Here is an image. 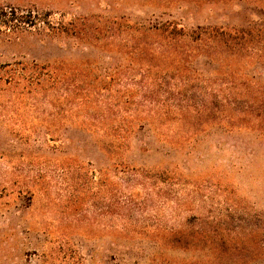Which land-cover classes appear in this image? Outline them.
Listing matches in <instances>:
<instances>
[{
    "label": "rangeland",
    "instance_id": "1",
    "mask_svg": "<svg viewBox=\"0 0 264 264\" xmlns=\"http://www.w3.org/2000/svg\"><path fill=\"white\" fill-rule=\"evenodd\" d=\"M0 264H264V0H0Z\"/></svg>",
    "mask_w": 264,
    "mask_h": 264
},
{
    "label": "trees",
    "instance_id": "2",
    "mask_svg": "<svg viewBox=\"0 0 264 264\" xmlns=\"http://www.w3.org/2000/svg\"><path fill=\"white\" fill-rule=\"evenodd\" d=\"M3 15L5 16V20H3V23L6 25H11L10 28H13L17 25H20L21 23L24 24H32L34 23V16L32 13H29L28 15H22L17 13L16 10H11V12H4ZM9 15V16H7ZM150 25V24H149ZM148 28V31H151V33H145L146 30H141L140 28L135 27H127L124 29L125 32H127L131 37L133 38H138L140 35H145L146 34H154L157 36V41L156 45H147L146 43L144 44L143 42H138L137 45H129L128 41L126 44H123L124 47L128 48L130 52H133L134 54H137L140 57L146 58L149 57V59H159L160 63L166 64V68L164 70V73L168 75V77L165 75L164 78L160 79V86H164L165 90L164 92H167V94H170L171 90V79H175L173 75H171L170 70L173 68L178 71L179 68L178 66L181 64L180 61L182 60L181 58H178V53L179 48L186 46L187 50L194 52L198 51L201 48H204V46L208 47H218L219 46V31L217 32H210V35L207 36L206 33L205 35H196L195 32L192 30H188L184 28L183 26H179L178 24H163V23H156L153 25H150L146 27L145 29ZM140 34V35H137ZM140 41H146V40H140ZM134 48V49H132ZM166 54V55H165ZM174 62V66L172 68V63ZM151 68L148 67L147 69L144 70V75L145 76H150V70ZM175 71L177 77L180 79V74H177ZM168 79H170V82H168ZM146 80V79H145ZM148 82V80H147ZM162 82V84H161ZM149 85H153L152 81L148 82L147 84H144L143 86L140 85L139 89L142 91H148L150 92ZM177 88H180V85H176ZM101 89H105V87L102 86ZM153 93V92H152ZM121 117L120 124L126 125L125 122H122ZM124 121V120H123Z\"/></svg>",
    "mask_w": 264,
    "mask_h": 264
}]
</instances>
